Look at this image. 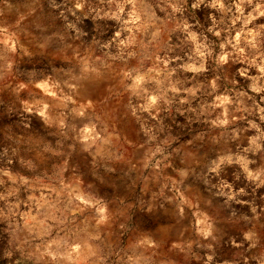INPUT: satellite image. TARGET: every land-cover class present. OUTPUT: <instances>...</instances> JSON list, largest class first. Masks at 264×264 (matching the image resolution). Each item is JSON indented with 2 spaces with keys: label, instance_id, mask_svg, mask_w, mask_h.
I'll list each match as a JSON object with an SVG mask.
<instances>
[{
  "label": "clouds",
  "instance_id": "1",
  "mask_svg": "<svg viewBox=\"0 0 264 264\" xmlns=\"http://www.w3.org/2000/svg\"><path fill=\"white\" fill-rule=\"evenodd\" d=\"M0 264H264V0H0Z\"/></svg>",
  "mask_w": 264,
  "mask_h": 264
}]
</instances>
